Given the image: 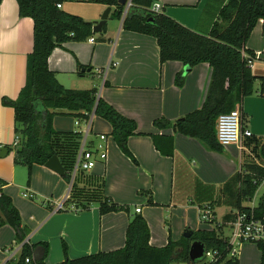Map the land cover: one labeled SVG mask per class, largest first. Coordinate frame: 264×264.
<instances>
[{
    "label": "crops",
    "instance_id": "1",
    "mask_svg": "<svg viewBox=\"0 0 264 264\" xmlns=\"http://www.w3.org/2000/svg\"><path fill=\"white\" fill-rule=\"evenodd\" d=\"M209 1L157 2L162 7L160 13L182 26L190 30H206L209 22L199 26V20ZM63 5L62 11L80 16L89 23L98 21L107 8L90 4V10L85 12L76 8L81 6ZM112 12L113 8L110 14ZM110 14L105 30L91 37L93 43L87 39L55 48L48 57V68L55 72L64 87L93 89L97 99L135 122L136 135L129 137L126 143L133 158L130 159L114 142L110 125L94 115L88 137L97 142L100 135L105 136L106 160L98 161L91 171L80 175L82 179L88 178L87 182L100 184L101 201L127 206L129 213L121 211L100 215V201L81 209L72 206L67 210H56L57 205L64 204L68 194V182L64 176L44 166L33 165L27 182V168L14 163V151L0 158L1 194L10 198L20 215L22 228L27 232L23 243L48 245L46 264L121 249L127 225L134 214L146 221L151 246L164 247L169 240L178 242L189 228L190 217H199L201 203L197 195H204L203 187L198 190L192 186L190 178L196 176L205 185L229 178L235 167L244 165L245 158L252 156L250 152L254 145L251 142L258 146L264 137V96L258 93L244 98L238 107L241 128L250 131L252 137L242 139L240 144L230 145L222 152L211 151L199 140L173 130L154 128L152 123L156 119L165 118L173 122L201 107L211 80V68L206 63L191 68L176 61L161 64L158 45L153 37L124 30L122 19H111ZM32 31L33 21L19 17L15 0H0V147L14 146L16 141L15 114L3 100H16L24 86L26 58L32 51ZM245 48L253 55L252 75L264 77L262 21L252 30ZM84 69H90V72H82ZM177 76L183 79L181 86L175 84ZM255 88L259 89V83H255ZM94 117L100 123L97 128H94ZM52 128L58 133L69 134L70 138L65 139L76 145L73 153L76 160L85 137L82 125L76 127L73 117L55 116ZM147 135L172 136L173 155L161 156ZM74 163L69 169L70 174ZM249 163L259 165L256 159ZM24 193L32 195V198H25ZM136 209L139 213L135 212ZM229 212H226L229 213L227 220L234 221L237 211ZM174 235L181 238L173 239ZM23 243H16L11 227H0V264H13ZM260 255L259 249L253 254L254 264L260 263ZM236 260L238 264H245L240 254Z\"/></svg>",
    "mask_w": 264,
    "mask_h": 264
},
{
    "label": "trees",
    "instance_id": "2",
    "mask_svg": "<svg viewBox=\"0 0 264 264\" xmlns=\"http://www.w3.org/2000/svg\"><path fill=\"white\" fill-rule=\"evenodd\" d=\"M18 15L33 21L32 51L26 58L25 83L14 101L3 100L15 114L17 144L6 146L14 151V163L27 168L29 182L33 165L44 164L56 155L63 165L64 178L70 181L74 144L65 138L69 134L58 133L52 128L57 115H69L81 122L94 115L111 127V136L124 155L133 159L126 143L136 135V124L97 99L93 89H67L48 68V57L55 48L68 42H84L93 37L92 23L80 16L58 9L56 5L90 3L113 8L111 19L123 17L124 6L118 0H15ZM158 0H131L122 22L126 31L153 37L159 49L161 64L176 61L187 67L206 63L211 68V80L201 107L175 121L156 119L152 125L157 130H173L175 133L199 140L208 149L222 152L215 134L220 115L238 108L243 99L258 93L264 96V77L252 75L245 55H253L245 48L256 24L262 21L264 28V0H210L199 20L209 22L206 30H190L163 13L153 14L152 5ZM105 26L103 27V31ZM78 76L81 74L78 73ZM177 76L175 84L182 85ZM255 83H259L256 90ZM141 135V134H140ZM154 149L163 157L173 155V138L170 135H147ZM70 138V137H68ZM254 147L256 157L264 160V137ZM256 158V159H257ZM247 172L239 180L236 193L237 213L252 214L264 223V194L254 207L242 206L250 202L264 181V167L256 163L246 164ZM81 173V172H80ZM74 187L75 185L72 184ZM101 186L97 195L98 212L105 215L114 212L129 213L127 206L101 201ZM96 202V201H95ZM153 205L152 202H150ZM7 225L14 230L16 243H23L27 232L22 228L20 215L9 197L0 196V227ZM187 231V230H185ZM150 232L146 221L138 214L132 215L125 231V243L121 249L97 252L57 264H198L192 262L188 251L193 241L202 244L204 251H218L221 259L215 264H238L226 259L228 239H221L214 231L192 232L190 238L178 242L168 241L164 247L149 244ZM260 251V263L264 264V244H256ZM40 249L39 252H36ZM48 245L23 243L20 254L13 264H46ZM28 259V262H26Z\"/></svg>",
    "mask_w": 264,
    "mask_h": 264
},
{
    "label": "rangeland",
    "instance_id": "3",
    "mask_svg": "<svg viewBox=\"0 0 264 264\" xmlns=\"http://www.w3.org/2000/svg\"><path fill=\"white\" fill-rule=\"evenodd\" d=\"M65 5H73V6H81L76 8H81L83 11L87 12V10H90L91 6L90 4H84V5H75V4H69L64 3ZM82 18V17H81ZM66 88V87H65ZM69 89V88H67ZM60 117H71L69 115H57ZM74 118V117H73ZM64 120V119H60ZM65 121V120H64ZM94 122V128L98 127V119L96 117L93 118ZM83 125V124H81ZM83 127V126H82ZM83 137V136H82ZM90 137V135H89ZM76 145L74 144L73 153L75 152ZM252 156H247L245 158V164L249 163L250 161H254L256 159V155L253 152H250ZM74 155V154H73ZM74 163L75 158L71 159ZM244 161V160H243ZM256 161L259 162L260 166L264 167V161H260V158L258 157ZM245 164L242 166L235 167V171L232 172V175H230L227 179L212 181V183L205 185L201 184L202 182H199V179L195 176L194 178H190V183L192 186H196V188L199 190V187H203V196H199L197 200L201 203L198 207V211L204 210V212L209 213L210 218L209 220H201L200 217L196 218V216H191L189 220L188 227L186 230L192 231V232H200V231H212L215 232V235L218 238L221 239H228L232 237V234L234 232V227L232 225L233 220H227L229 218L228 214L229 211H232V213H235L237 211L236 209V193L239 187V180L244 176V174L247 172ZM71 175V180L68 182V194L65 198V202L63 204L62 210H67L70 207L76 208H82L83 206H90L91 204L94 205L97 201V195H99V187L100 184L94 183V182H87L86 179H82L80 176V172L75 173V177H72L73 170ZM72 184L75 186L73 187ZM202 193V194H203ZM264 194V181L259 186L254 198L250 202H243L242 206L245 207H253L258 203L259 198ZM229 212V213H226ZM179 217V215H177ZM199 216V214H198ZM231 218V217H230ZM176 221H178L177 218H175ZM177 236V237H176ZM172 236L173 239H179L181 238L179 235ZM240 259L242 258L245 260V264H254V256L253 254L257 253V246L252 243H241L240 244ZM237 259V258H236Z\"/></svg>",
    "mask_w": 264,
    "mask_h": 264
},
{
    "label": "built area",
    "instance_id": "4",
    "mask_svg": "<svg viewBox=\"0 0 264 264\" xmlns=\"http://www.w3.org/2000/svg\"><path fill=\"white\" fill-rule=\"evenodd\" d=\"M131 4H128V8ZM58 9H61V5H56ZM161 5L155 2L151 7L153 14H159L161 12ZM90 43H93V39H88ZM249 67L253 63V59H250L245 55ZM116 64H113L115 66ZM92 113L89 115L88 120L81 122L75 120L76 127L83 124V133L85 134L83 144L78 152L77 158L73 166V176L76 172H89L91 171L98 161L106 160V147L105 136L100 135L97 142L89 140V132L91 127ZM216 140L222 148H226L230 145H238L242 139H248L252 137V134L248 130H242L240 124V113L238 108L230 111L229 113L222 114L218 117L215 128ZM17 144V138L14 146ZM2 184L0 183V196H1ZM25 198H32V195L24 193ZM63 205L59 204L56 210H62ZM139 213V209L135 210ZM199 217L203 220H209V213L204 210H199ZM234 232L232 237L228 238L229 249L226 259L235 260L240 251L241 243L264 244V223L260 220H256L252 214L237 213L232 223ZM221 259V254L218 251H204L202 258L198 264H215ZM28 262V259H26Z\"/></svg>",
    "mask_w": 264,
    "mask_h": 264
},
{
    "label": "water",
    "instance_id": "5",
    "mask_svg": "<svg viewBox=\"0 0 264 264\" xmlns=\"http://www.w3.org/2000/svg\"><path fill=\"white\" fill-rule=\"evenodd\" d=\"M131 0H118V4L124 6V13L122 17V21L124 18V15L126 11L128 10V4H130ZM111 11V7H107L103 13L100 16V19L98 21H94L92 23V34L98 35L101 34L103 31V27L106 25L109 14ZM86 71L87 73L90 72V69L82 70V72ZM92 115L94 116V111L92 112ZM9 153V149L6 146L0 147V158H4ZM44 167L51 170L52 172L56 173L59 176H65L64 169L62 167V164L59 160V158L54 155L52 156L45 164ZM192 236V231H185L183 233V238H190ZM204 254V248L202 244L198 241H193L189 247L188 256L189 259L192 262H195L197 260H200Z\"/></svg>",
    "mask_w": 264,
    "mask_h": 264
}]
</instances>
